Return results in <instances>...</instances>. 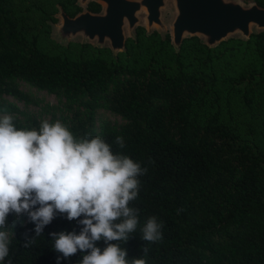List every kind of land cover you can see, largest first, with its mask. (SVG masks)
Returning a JSON list of instances; mask_svg holds the SVG:
<instances>
[{
    "label": "trees",
    "instance_id": "trees-1",
    "mask_svg": "<svg viewBox=\"0 0 264 264\" xmlns=\"http://www.w3.org/2000/svg\"><path fill=\"white\" fill-rule=\"evenodd\" d=\"M58 4L71 16L81 10L77 0H0V116L11 115L17 128L40 125L37 117H19L2 97H25L10 81L17 77L41 89L87 94L92 111L106 94L109 109L127 123L98 125L90 113L66 126L77 138L100 136L146 170L130 202L139 210L137 231L113 243L126 248L129 259L143 256L147 245L148 264H264V31L215 48L192 37L177 53L158 32L147 35L139 27L138 41L128 39L117 56L84 54L90 45L81 44L83 54L70 57L42 47L48 20L58 21ZM88 7L101 9L96 2ZM184 59L189 69L181 67ZM123 74L129 79L107 92ZM116 136L124 138V149ZM153 215L163 221V240L148 244L140 229ZM33 228L30 222L15 228L4 264H56L49 233L79 230L57 216L25 247L24 233ZM80 259L77 253L61 264Z\"/></svg>",
    "mask_w": 264,
    "mask_h": 264
},
{
    "label": "clouds",
    "instance_id": "clouds-1",
    "mask_svg": "<svg viewBox=\"0 0 264 264\" xmlns=\"http://www.w3.org/2000/svg\"><path fill=\"white\" fill-rule=\"evenodd\" d=\"M114 143L126 147L122 136ZM145 171L100 136L77 138L60 120L25 129L17 128L11 115L0 116V264L9 257L14 230L25 215L34 224L24 233L25 247L57 216L76 222L78 231L49 233L56 264L77 253L78 264H148L147 245L143 256L129 259L127 249L113 243L127 242L137 231L139 210L130 202L139 195L138 177ZM163 227L157 216L148 217L141 239L163 240Z\"/></svg>",
    "mask_w": 264,
    "mask_h": 264
},
{
    "label": "water",
    "instance_id": "water-1",
    "mask_svg": "<svg viewBox=\"0 0 264 264\" xmlns=\"http://www.w3.org/2000/svg\"><path fill=\"white\" fill-rule=\"evenodd\" d=\"M102 7H89L74 16L58 4L53 23V35L61 45L81 38L103 48L109 46L114 54L127 50L128 34L136 37V28L145 22L147 34L155 26L166 36L170 31L164 20L165 10L173 11L171 42L181 49L184 38L199 36L201 42L215 48L230 36L248 40L253 33L264 31V6L239 0H95ZM91 0H77L81 7Z\"/></svg>",
    "mask_w": 264,
    "mask_h": 264
},
{
    "label": "rangeland",
    "instance_id": "rangeland-1",
    "mask_svg": "<svg viewBox=\"0 0 264 264\" xmlns=\"http://www.w3.org/2000/svg\"><path fill=\"white\" fill-rule=\"evenodd\" d=\"M239 1H241L243 4H250L253 2H257L258 0H239ZM91 2H96V1L91 0ZM88 6L87 5L81 6V10L86 9ZM54 16L56 17V14H54ZM172 18H173V11L170 8L166 9L164 13V20L170 31L166 36H163L159 32L157 26H155L153 32L155 31L158 32L161 40L170 41L171 45L173 46L171 42V25H170ZM48 22L51 24V32L48 36L45 37L44 41H42V47L45 50H49L51 52H63L69 54L70 57H77L83 54V51H81L80 49V45L89 44L90 46L84 52V54H86L87 52L91 54H98L106 51H109L114 56L120 54V53L114 54L109 46L100 48L95 46L93 43L83 42L81 38L71 40L68 45H61L60 42L54 38L53 35V23L55 22H51L50 20H48ZM139 27H143L147 34L145 22H143V24H141L136 28V33H137L136 37H132L130 34H128L127 40L131 39V41H138ZM192 37H196L198 41L202 43L199 36H192ZM192 37H186L184 38V40ZM231 40L245 41L244 39L236 36H230L224 41H231ZM173 48L177 53H180L182 49L181 48L179 51H177L174 46ZM180 65L184 69H189L187 61L185 59L180 63ZM147 74H149L148 71L145 72V75ZM129 77H130L129 74H123L120 77L116 78V80L113 83H110L107 92L112 91L116 84H121L126 79H129ZM10 81L11 83L16 84L20 88V90L24 93L25 97L17 98L6 94H3L2 97L6 101H10L11 103L17 106V108L19 109L17 115L23 119H27L28 117L34 116L37 117L40 121L48 120L49 122H55L56 120H60L62 123L66 125V123H68L72 118H74L77 115H79L85 120L86 118H88V116L91 113L94 119H96L98 125L102 123H108L111 127L118 128L121 125L128 122L127 118L109 109L110 101L106 94H102V96L95 102V108H93L92 111L91 108L87 105V97H88L87 94L68 92L64 89H55V90L41 89L18 77L11 79ZM166 104L167 103L165 102H161L160 105L162 107H166L167 106ZM21 219L25 221V223L28 222V218L26 215L21 217ZM8 222H9V226H11V221L9 220Z\"/></svg>",
    "mask_w": 264,
    "mask_h": 264
}]
</instances>
